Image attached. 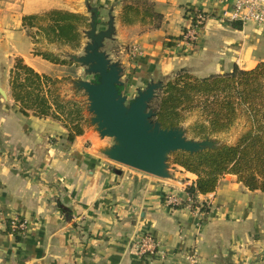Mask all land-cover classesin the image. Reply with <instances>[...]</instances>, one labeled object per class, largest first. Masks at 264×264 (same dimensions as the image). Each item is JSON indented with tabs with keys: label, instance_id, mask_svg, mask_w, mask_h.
Masks as SVG:
<instances>
[{
	"label": "crops",
	"instance_id": "0c3cea01",
	"mask_svg": "<svg viewBox=\"0 0 264 264\" xmlns=\"http://www.w3.org/2000/svg\"><path fill=\"white\" fill-rule=\"evenodd\" d=\"M125 6L139 12L129 23L122 20ZM145 6L160 16L155 27ZM228 9L212 0H0V264H188L192 254L197 264H264V192H250L228 175L213 193L198 196L196 207L167 208L163 196L173 193L186 202L185 189L196 177L175 167L176 175L162 180L101 154L111 144L89 125L85 97L69 79L74 72L76 81H92L80 77L84 69L70 60L82 55L88 29H81L77 50L44 45L73 63L60 66L34 54L22 25L25 16L54 10L89 20L96 13L99 32L112 17L114 34L103 51L121 64L120 91L131 101L147 84L163 87L178 73L202 79L264 62V23L221 22ZM193 12L207 18L196 48L177 51ZM16 59L58 81L64 101L81 103L87 122L82 135L68 141L71 127L53 109L42 118L20 112L10 83ZM70 86L65 97L63 88ZM12 218L26 225L19 241L8 231ZM146 233L160 245L152 257L136 255V242Z\"/></svg>",
	"mask_w": 264,
	"mask_h": 264
},
{
	"label": "trees",
	"instance_id": "16d2710c",
	"mask_svg": "<svg viewBox=\"0 0 264 264\" xmlns=\"http://www.w3.org/2000/svg\"><path fill=\"white\" fill-rule=\"evenodd\" d=\"M138 13V8L125 6L123 22L129 23ZM143 14L153 27L160 20V16L146 6ZM89 23L90 20L83 16L55 10L22 18V25L36 47L34 54L60 66L73 63L43 50L44 45L77 50L82 39L81 29H89ZM10 78L12 98L25 117L30 113L38 118L46 117L53 109L71 127L68 141L82 135V127L87 123L82 114L84 108L81 103L60 98L58 81L36 74L21 59L15 60ZM149 108L163 129L182 128L187 114L196 112L199 120L186 130L187 138L195 141L226 134L240 114L250 125L233 145L193 155L176 152L169 157V165L196 177L195 183L185 189L193 202L192 208L197 206L198 196L213 193L220 179L228 175L236 177L250 192H264V62L251 70L234 67L230 73L202 79L178 73L156 93ZM12 234L19 241L21 233Z\"/></svg>",
	"mask_w": 264,
	"mask_h": 264
},
{
	"label": "water",
	"instance_id": "95a60500",
	"mask_svg": "<svg viewBox=\"0 0 264 264\" xmlns=\"http://www.w3.org/2000/svg\"><path fill=\"white\" fill-rule=\"evenodd\" d=\"M97 19L98 15L93 14L89 29L83 33L87 43L82 55L70 56V60L83 68L85 75L94 78L90 82L75 81L72 86L85 97L89 125L101 140L112 141L101 154L113 163L166 180L171 177L167 162L172 154L193 155L219 149L212 139H188L186 130L180 127L163 129L154 120L155 114L149 105L162 89L160 82L147 84L131 101L122 95V66L112 62L103 51L104 42L113 37L114 21L109 17L106 30L98 32Z\"/></svg>",
	"mask_w": 264,
	"mask_h": 264
},
{
	"label": "built area",
	"instance_id": "2783aa9c",
	"mask_svg": "<svg viewBox=\"0 0 264 264\" xmlns=\"http://www.w3.org/2000/svg\"><path fill=\"white\" fill-rule=\"evenodd\" d=\"M219 5L228 6L220 19L221 22L239 23L241 26L248 24L259 26L264 23V0H212ZM206 15L200 12H193L189 15L190 24L182 33V39L176 42L173 49L177 51L192 52L196 48L199 33L202 29ZM137 48H132V55L137 54ZM185 203L192 206L193 202L189 196L184 202L177 195L167 193L163 196V204L169 209H177ZM8 228L11 233L25 231L26 225L23 221L12 218L8 221ZM138 256L152 257L160 252L159 242L149 233L141 234L136 242ZM189 264H197L195 255L187 257Z\"/></svg>",
	"mask_w": 264,
	"mask_h": 264
},
{
	"label": "rangeland",
	"instance_id": "374dc122",
	"mask_svg": "<svg viewBox=\"0 0 264 264\" xmlns=\"http://www.w3.org/2000/svg\"><path fill=\"white\" fill-rule=\"evenodd\" d=\"M40 48L43 49V46H40ZM43 50H47V48H44ZM86 76L87 75H85L84 73L82 75H80V77H83V78H85ZM78 78L79 77L76 76V74L73 72L72 75H70L69 79H71L70 81L75 82L76 79H78ZM88 78H90L92 80L94 79L91 76H88ZM70 88H71V86L63 88V93H65V95H64L65 97H68L71 95L72 92H71ZM198 120H199V115L196 112H192V113L187 114L186 122L183 124V128L187 130L190 126H192ZM249 127H250V125H249L246 117L243 116L242 114H240V117L237 119L234 126L226 134L219 135V136L213 138L212 140L216 141L219 146L233 145L237 142L238 138L249 129ZM187 137H188V135H187ZM103 140L107 144H112V141L109 139H103ZM168 166L170 169L169 170L170 175L175 176L177 173V171L175 170V167H173L172 165H169V164H168ZM136 255L138 256L137 250H136Z\"/></svg>",
	"mask_w": 264,
	"mask_h": 264
}]
</instances>
